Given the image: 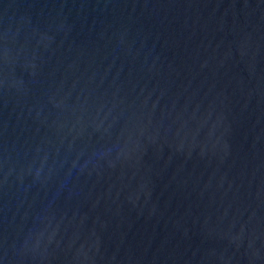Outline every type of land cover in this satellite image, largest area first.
Listing matches in <instances>:
<instances>
[{"label": "water", "instance_id": "1", "mask_svg": "<svg viewBox=\"0 0 264 264\" xmlns=\"http://www.w3.org/2000/svg\"><path fill=\"white\" fill-rule=\"evenodd\" d=\"M0 264H264V0H0Z\"/></svg>", "mask_w": 264, "mask_h": 264}]
</instances>
